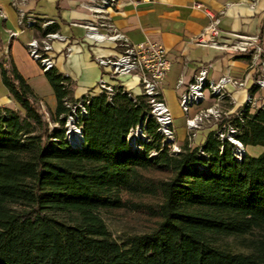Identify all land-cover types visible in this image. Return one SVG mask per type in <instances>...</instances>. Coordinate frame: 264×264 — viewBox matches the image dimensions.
<instances>
[{
	"label": "trees",
	"instance_id": "1",
	"mask_svg": "<svg viewBox=\"0 0 264 264\" xmlns=\"http://www.w3.org/2000/svg\"><path fill=\"white\" fill-rule=\"evenodd\" d=\"M0 70L18 103L0 106V264H264V106L233 119L245 151L263 148L240 160L216 129L173 155L145 119V97L121 89L112 102L104 93L91 99L83 142L71 147L70 78L54 66L45 72L56 98L49 131L40 98L8 55ZM141 122L150 141L132 148L128 135ZM116 211L143 216L149 230L118 242L102 216ZM230 237L239 246L223 242Z\"/></svg>",
	"mask_w": 264,
	"mask_h": 264
},
{
	"label": "crops",
	"instance_id": "2",
	"mask_svg": "<svg viewBox=\"0 0 264 264\" xmlns=\"http://www.w3.org/2000/svg\"><path fill=\"white\" fill-rule=\"evenodd\" d=\"M93 1L0 0V58L8 55L40 102H44L51 110L56 107L54 91L39 62L29 56L27 44L43 36L44 30L40 27L42 21L53 20L54 31L65 38L52 41V50L48 55L52 58L53 66L70 78L75 100L87 93L97 94V82L107 69L100 67L95 59L119 55L122 48L115 41L98 42L86 36L83 24L97 19L87 7ZM195 2L215 12H223L219 26L221 41H227L231 34L236 33L257 35L264 42V0H256L254 4L251 0H118L116 6L107 11V15L115 28L125 34L131 43L153 41L162 44L167 50L171 67L163 82L162 96L173 118H183L180 97L187 91L188 84L199 68L208 64L211 65L208 77L212 80L229 75L245 81L246 86L242 89L228 86L234 103H222V108L235 114L245 102L259 65L229 51L198 43L197 38L204 32L209 19L202 9L193 6ZM30 19L36 23L28 26ZM179 80H182L181 84ZM122 84L133 95L140 94L136 77L126 76ZM258 95L264 102V89L259 90ZM0 106L18 108V103L2 82L1 70ZM194 110L196 108L192 112ZM183 125L176 127L180 142L186 138L185 122ZM207 132L209 129L198 137L197 145L204 141ZM256 148L257 154L252 156H258L263 151L262 147Z\"/></svg>",
	"mask_w": 264,
	"mask_h": 264
},
{
	"label": "built area",
	"instance_id": "3",
	"mask_svg": "<svg viewBox=\"0 0 264 264\" xmlns=\"http://www.w3.org/2000/svg\"><path fill=\"white\" fill-rule=\"evenodd\" d=\"M118 0H94L87 7L96 16L95 22L83 24L86 29V36L95 41L112 40L117 42L122 51L119 55L97 57L95 62L107 71L97 82L99 93H104L109 102H112L114 95L121 89L127 92L129 96L135 97L122 84V79L126 76L136 77L140 87V94L146 99L150 106L149 113L145 119L153 118L158 126L157 131L163 139V145H168L175 139V131L173 128V117L162 96V86L165 77L171 67V63L167 57V50L158 42L147 41L139 44H133L129 38L119 32L110 18L107 11L116 6ZM252 4L256 0H251ZM193 6L202 9L209 19L204 32L197 38L198 43L208 45L217 49L231 51L236 55H251L254 63H259V71L253 81V85L259 90L264 89V42L257 35L231 34L227 41H221L220 23L223 12H215L208 6L195 2ZM23 18V15L21 16ZM36 22L31 19L27 22L28 26L34 25ZM54 21L46 19L41 26L43 28L53 24ZM105 30L106 32H101ZM14 35V32L12 33ZM65 40V38L57 32L46 34L42 39H32L27 44L29 55L34 60L40 62L43 71H47L53 67L52 58L48 53L52 50L53 40ZM211 65H204L199 68L194 75L192 81L188 84L187 91L181 95L179 105L186 117V127H198L202 122L210 116L223 121V117L228 119L230 116L222 111V103H234L235 100L228 86L234 89H242L246 86L245 81L229 75H223L218 80H212L208 77ZM182 80H179V84ZM256 93L248 90L243 106L234 114V118L242 121V112L246 108L254 111L264 106L263 98ZM96 94L87 93L77 101L66 102V106L70 108V114L67 118V130L65 131V139L71 147H80L83 142L81 127L77 128L80 137L75 143L70 139L68 128L69 119L79 120L83 115L87 114L86 106ZM207 104H204V103ZM204 105L203 107H201ZM197 108L198 112L189 115L192 109ZM199 108V109H198ZM232 121V120H231ZM141 122L136 129L142 128ZM216 126V136L220 141L227 140L234 146V155L237 159H241L245 155V148L238 140V127L232 122H226L223 127ZM142 130V129H141ZM134 129L128 135V141L132 148H138L136 136L131 138ZM133 144V145H132ZM172 152L177 154L180 152L175 144ZM154 155L156 152H153Z\"/></svg>",
	"mask_w": 264,
	"mask_h": 264
},
{
	"label": "rangeland",
	"instance_id": "4",
	"mask_svg": "<svg viewBox=\"0 0 264 264\" xmlns=\"http://www.w3.org/2000/svg\"><path fill=\"white\" fill-rule=\"evenodd\" d=\"M42 23H43V21H42ZM40 27L43 30L46 28V27L43 28L41 25H40ZM52 32H56V31H52ZM48 33H51V32H48ZM48 33H46V34H48ZM46 34L43 33V36L40 39H42ZM219 50H221V49H219ZM229 52L232 53L231 51H229ZM28 54H29V52H28ZM247 56H249V58H250L249 60L250 61L254 62V60H253L251 55H247ZM39 64H40V62H39ZM257 64L259 65V63H257ZM44 72H46V71H44ZM98 94H100V93L98 92L96 95H98ZM77 100H74V101H77ZM74 101H72V102H74ZM148 106H149V104H148ZM203 106L204 105H202L201 107H203ZM39 108H40L42 114L44 115V118L47 121H49V131H51V129H53L55 127V125L50 121V115H49V109L50 108H48L47 105L44 102H40L39 103ZM149 110H150V106H149ZM222 111L225 112V114L230 116V117L228 119H225L224 118L225 116H222L224 120L219 122V121H217V119H215V118L210 116L209 118L205 119L200 126L192 127V128H187L186 127V123H185L186 138L184 139L183 142L178 141L177 133H176V127L184 126L183 124H184V122H186L184 120L185 119V114L183 113V118H179V119L173 118V125H174L173 128H174V131H175V133H174L175 134V139H174L173 142H171V144H170L171 147H169V151L173 155H175L172 152L175 149V148L172 147L173 144H175L176 148H178L180 151L182 149V145L185 144V143L187 144L188 147H194L198 143V141H197L198 137L200 135H202L206 130L209 129V131H211V130L215 129L216 126L222 128L223 125L226 122H228V121L232 122L234 114L229 113V111L225 110L224 108H222ZM197 112H198V110L196 108V110H194L193 112L191 111L189 115L192 116V115H194ZM67 118H68V116H67ZM67 118H66V121H65V131L67 130L66 129L67 128ZM75 121H76V126L79 128L80 125H81L80 119L76 120V118H75ZM141 129H142L141 134L139 136H136V138H138V139L141 138L143 140L150 141V137L146 134V132L144 131L143 128H141ZM134 130H136V127L134 128ZM135 144L138 145L137 142ZM255 147H257L256 148L257 150L258 149H262L259 146H250V147L248 146V147H246V151L245 152L248 153L249 155H255V154H257V152H255ZM200 153H203V152L200 151ZM151 155H154V153L152 152ZM102 216H103V219H104V221H105L110 233L120 243L125 242L127 240V238L130 237V236L146 233L149 230V227H150V221H148L143 216H141V215H139L137 213H134V212H127V211L126 212H122V211L104 212L102 214ZM239 241H240L239 239L230 237V238H226L223 242H227L230 245H235V246L238 245L239 246V244H240Z\"/></svg>",
	"mask_w": 264,
	"mask_h": 264
},
{
	"label": "bare ground",
	"instance_id": "5",
	"mask_svg": "<svg viewBox=\"0 0 264 264\" xmlns=\"http://www.w3.org/2000/svg\"><path fill=\"white\" fill-rule=\"evenodd\" d=\"M68 128L70 133V139L75 143V140H77L81 135L79 130L77 129L78 127L75 125L74 119H69ZM141 132L142 130L140 128L134 130L131 138H133L134 136H139Z\"/></svg>",
	"mask_w": 264,
	"mask_h": 264
}]
</instances>
